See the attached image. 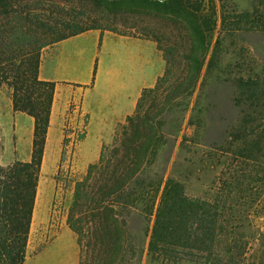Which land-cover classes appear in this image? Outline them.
<instances>
[{
  "label": "trees",
  "instance_id": "obj_1",
  "mask_svg": "<svg viewBox=\"0 0 264 264\" xmlns=\"http://www.w3.org/2000/svg\"><path fill=\"white\" fill-rule=\"evenodd\" d=\"M40 1H51L58 7L56 15L63 18L40 23L34 73L20 63L10 76L5 75L13 89L14 110L34 118V131L30 160L0 165V264H23L27 255L54 91L52 82L38 78L39 51L65 37L97 28L87 25L95 24L98 17L112 25L109 30L158 41L155 30L160 28L159 20L170 16L176 31L186 38L182 59L187 69L167 90H160L159 79L143 91L135 112L117 129L111 146L103 147L99 159L76 181L67 223L83 245L79 264H129L130 260L140 264L144 253L151 260L175 262L211 248L221 238L228 244L225 264L241 257L246 246L237 244L239 233L234 230L242 224H233L236 220L227 216L223 203L214 205L189 197L174 177L167 178L157 200L158 183L150 170L163 137L164 112L177 96L193 88L200 76L208 50L206 31L217 24L215 5L210 18H204L200 3L194 6L190 0H80L85 6L75 10L66 8L74 0ZM0 2L10 5L8 0ZM148 16L158 20L152 18V22ZM225 18L223 11L222 25ZM233 83L238 89L237 104L258 105L263 83L241 76ZM244 117L250 121L249 115ZM261 132L257 135L260 138L264 137V127Z\"/></svg>",
  "mask_w": 264,
  "mask_h": 264
},
{
  "label": "rangeland",
  "instance_id": "obj_2",
  "mask_svg": "<svg viewBox=\"0 0 264 264\" xmlns=\"http://www.w3.org/2000/svg\"><path fill=\"white\" fill-rule=\"evenodd\" d=\"M8 1L10 5L0 2V165L3 166L23 159L28 145L17 146L11 121L1 115L13 92L10 79L5 75L10 76L20 63L34 73L40 23L49 24L63 18L56 15L58 7L51 1ZM190 1L194 6L200 3V14L204 18H210L214 4L217 24L206 31L207 56L196 84L171 102L166 115L164 112L163 137L158 141L150 166L152 177L158 183L157 200L167 178L174 177L183 184L189 197L214 205L223 203L227 216L236 220L233 224H242L234 230L239 233L237 244L242 242L246 246L245 253L228 264H264V137L257 136L262 135L264 127V91L256 106L237 104L238 89L233 83L238 76L253 77L263 83L264 90V0ZM84 6L83 1L74 0L66 8L75 10L74 7ZM223 11L226 20L222 25ZM168 17L170 19L159 20L160 28L155 30L158 47L167 64L159 80L160 90L176 85L177 77L187 69L182 59L186 38L176 31L174 19ZM152 18L158 20L148 16L153 22ZM97 19L99 21L87 27L113 29L107 20ZM152 26L155 25L152 23ZM218 40L208 70V60ZM189 72L192 73V69ZM245 114L250 121L244 120ZM82 126L84 123L81 126L66 123L60 152L55 153V158L49 153L42 160L45 170L41 179L53 185L52 196L46 217L35 220L32 225L30 254L37 251L62 223H67L75 183L87 171V166L80 167L76 152V144L83 135ZM113 140L114 137L103 142L101 150L111 146ZM39 184L43 189L41 180ZM46 195L42 194L41 198ZM78 243L81 256L83 245L79 238ZM227 246L221 238L211 248L175 262L151 260L144 253L140 264H225ZM129 264L134 263L130 260Z\"/></svg>",
  "mask_w": 264,
  "mask_h": 264
},
{
  "label": "crops",
  "instance_id": "obj_3",
  "mask_svg": "<svg viewBox=\"0 0 264 264\" xmlns=\"http://www.w3.org/2000/svg\"><path fill=\"white\" fill-rule=\"evenodd\" d=\"M166 65L157 40L108 29L90 28L45 46L40 53L38 78L52 82L54 91L43 158L49 153L55 158V153L60 152L66 123L79 126L84 123L82 138L76 144L78 162L82 168L96 162L102 143L111 140L120 125L135 112L143 91L156 85ZM1 115L11 121L17 146L28 143L21 160H30L34 118L14 110L10 97ZM43 170L41 163L38 183L40 180L43 183L41 195H48L40 196L42 206L36 221L46 217L52 196L53 185L41 179ZM35 220L32 217L31 228ZM29 247L30 233L23 264H79L80 261L77 234L66 222L37 251L30 254Z\"/></svg>",
  "mask_w": 264,
  "mask_h": 264
},
{
  "label": "bare ground",
  "instance_id": "obj_4",
  "mask_svg": "<svg viewBox=\"0 0 264 264\" xmlns=\"http://www.w3.org/2000/svg\"><path fill=\"white\" fill-rule=\"evenodd\" d=\"M41 193H43V189H41L40 184L38 183V196L36 197V203H35V208H34V212H33L34 220L36 219L38 211L40 210V207L42 206V201H40ZM64 255H65V253H64Z\"/></svg>",
  "mask_w": 264,
  "mask_h": 264
}]
</instances>
